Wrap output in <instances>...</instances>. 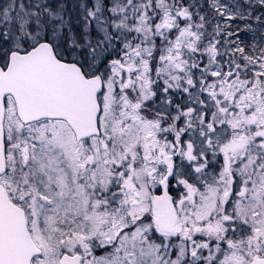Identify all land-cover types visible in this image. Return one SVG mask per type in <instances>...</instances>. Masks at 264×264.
<instances>
[{
	"label": "snow or ice",
	"instance_id": "1",
	"mask_svg": "<svg viewBox=\"0 0 264 264\" xmlns=\"http://www.w3.org/2000/svg\"><path fill=\"white\" fill-rule=\"evenodd\" d=\"M0 264H264V0H0Z\"/></svg>",
	"mask_w": 264,
	"mask_h": 264
}]
</instances>
